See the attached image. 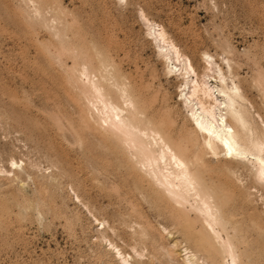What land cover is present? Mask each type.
I'll list each match as a JSON object with an SVG mask.
<instances>
[{
	"label": "rangeland",
	"instance_id": "obj_1",
	"mask_svg": "<svg viewBox=\"0 0 264 264\" xmlns=\"http://www.w3.org/2000/svg\"><path fill=\"white\" fill-rule=\"evenodd\" d=\"M151 25L196 76L170 70ZM206 60L239 86L262 139L264 0H0V264H229L189 206L178 224L135 189L91 80L119 105V88L138 101L215 190L238 264H264V185L213 154L183 102Z\"/></svg>",
	"mask_w": 264,
	"mask_h": 264
},
{
	"label": "bare ground",
	"instance_id": "obj_2",
	"mask_svg": "<svg viewBox=\"0 0 264 264\" xmlns=\"http://www.w3.org/2000/svg\"><path fill=\"white\" fill-rule=\"evenodd\" d=\"M154 27L151 25L149 31H153V38L164 61L178 62L170 70L177 69L187 77L191 73L195 75L190 60L181 55L163 29L156 31ZM204 55L207 59L210 58L207 54ZM206 63L208 67L200 80L185 83L186 86L192 84L189 96L186 93L182 96L190 110L193 129L204 137L206 146L214 155L216 150L217 153L220 150L226 161L243 164L255 181L264 185V129L262 139L254 136L249 123L250 115L243 105L245 99L239 86L233 80H230V84L226 83L221 70H214L215 64L212 61L206 60ZM81 70V75L88 79L87 70ZM208 72L217 75L220 87L209 85L206 79L210 78ZM88 87L95 100L94 104L99 106L96 112H99L100 121L118 133L119 136H116L128 153L125 165L134 173L136 180H139L133 182L139 186H134L135 189L140 193L155 191L159 194L160 200L166 203L170 216L177 222L182 217V211H186L189 206L190 211L201 220L203 230L216 244L213 255L221 256L222 260L227 257L229 264H238V251L230 236V229L235 232L236 227H230V222L220 208L221 200L213 187L201 178L197 167H189L182 157L183 151L170 145L159 124L145 115L138 101L126 89L119 88L116 91L122 101L119 105L112 99H107L106 95L111 94V90H107V93L102 84L91 80ZM258 118L260 119L259 116ZM261 125L264 128L263 121ZM116 170L119 171L120 168ZM230 173L235 174L232 171ZM221 233H225V237Z\"/></svg>",
	"mask_w": 264,
	"mask_h": 264
}]
</instances>
